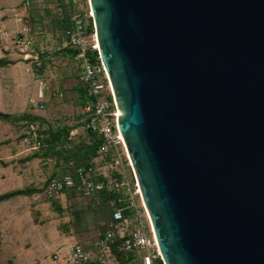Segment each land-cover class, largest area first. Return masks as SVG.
Masks as SVG:
<instances>
[{
    "label": "water",
    "instance_id": "1",
    "mask_svg": "<svg viewBox=\"0 0 264 264\" xmlns=\"http://www.w3.org/2000/svg\"><path fill=\"white\" fill-rule=\"evenodd\" d=\"M162 264H264V0H88Z\"/></svg>",
    "mask_w": 264,
    "mask_h": 264
},
{
    "label": "rangeland",
    "instance_id": "2",
    "mask_svg": "<svg viewBox=\"0 0 264 264\" xmlns=\"http://www.w3.org/2000/svg\"><path fill=\"white\" fill-rule=\"evenodd\" d=\"M27 1L21 23L29 24V33L35 43L43 42L46 46L53 57L49 64L52 77L64 78L65 89L72 90L73 96L70 98L69 94L63 92L61 98L64 104H71L69 109H55L51 96L43 102L42 111H35L48 126L49 131L43 137L47 143L45 147L26 150L18 124L21 118L13 123L0 118V195L16 192L13 197L0 201V264H32L19 258L25 254L33 255L38 247L44 252L43 260H38V264H58L54 258L56 252L62 248L67 250L73 243L93 250V244L105 231L110 206L101 202L105 199L103 190L108 191L94 190L88 198H84L79 190H74L57 201L44 197L45 183L61 172L67 160L73 165H89L94 172L101 171L107 180L123 178L129 186L133 172L120 149L116 154L106 155L103 163L94 160V156H80L84 151L82 146L90 144L91 139L82 129L80 121L83 93L82 85L79 82L76 84L78 69L76 67L75 73L72 72L75 61L62 46L60 31L63 21L60 16L63 12L62 9L55 10L66 6L65 0ZM16 2L23 4V0ZM14 32L7 37L11 47ZM70 130L72 133H69ZM114 158L118 160L117 164H113ZM133 199L139 206L137 197L133 196ZM14 251L18 253L13 254ZM66 257L62 259L64 264ZM111 262L107 258L105 264H115Z\"/></svg>",
    "mask_w": 264,
    "mask_h": 264
},
{
    "label": "built area",
    "instance_id": "3",
    "mask_svg": "<svg viewBox=\"0 0 264 264\" xmlns=\"http://www.w3.org/2000/svg\"><path fill=\"white\" fill-rule=\"evenodd\" d=\"M88 0H65L66 6L55 10L63 12L62 46L65 47L75 61L76 78L85 91L86 100L81 107L82 129L97 140L96 154L93 159L105 162V156L116 154L120 149L127 159L123 143L116 124V107L111 87L97 53L92 15ZM25 8L28 1L23 0ZM54 13V9L52 10ZM58 15V14H55ZM16 20L22 21V16ZM27 23H29L27 21ZM29 25V24H28ZM22 26L14 32L11 43L16 58L21 61L38 87L48 91V96L61 99L63 91L57 87L49 88L50 60L53 59L43 42H34L30 36L31 28ZM45 100L41 93L27 99L30 114L18 121L21 140L28 149L45 147L43 137L48 126L35 111H42ZM49 131V130H48ZM118 160L113 159V164ZM59 174L52 176L43 187V195L47 199H64L74 190H79L84 198H88L94 190L106 189L114 194L109 202V218L105 222L103 237L93 244V250H86L80 243H73L68 249L66 264H105L107 258L115 264H162L160 253L155 244L148 217L141 203L137 184L132 174L129 186L123 178L105 179L101 171L94 172L89 165H73L66 161ZM119 173V172H118ZM105 181L106 183H103ZM133 196L139 200L136 205ZM115 252H112V244ZM96 248V249H95ZM121 262H120V261ZM111 262V263H112Z\"/></svg>",
    "mask_w": 264,
    "mask_h": 264
},
{
    "label": "crops",
    "instance_id": "4",
    "mask_svg": "<svg viewBox=\"0 0 264 264\" xmlns=\"http://www.w3.org/2000/svg\"><path fill=\"white\" fill-rule=\"evenodd\" d=\"M25 10L24 5L22 3L18 5L16 0H0V114L4 115V118L12 121V123L17 118H20V116L31 113L27 106V99L29 97L41 93L43 100L48 101L50 99L48 91L38 87L33 81V78H31V75L25 71L24 64L16 58V54L12 52L11 44L9 45V38L7 39L10 34L22 26V23L16 19L22 16ZM72 72L75 73L74 69ZM75 79L77 84L76 76ZM64 81H66L64 78L56 79L55 77H51L49 78L48 86L50 89L55 87L61 89L64 94H69L71 98L73 96L72 90L65 89ZM52 100H54L53 106L55 109H62L63 107L64 109L70 108L71 104H64L62 102L63 100L59 98H52ZM26 111L28 112L26 113ZM72 130L69 133H72ZM68 249L62 248L56 252L54 255L57 261L56 263L64 264L62 259L68 255ZM17 253V251L13 252V254ZM43 255V249L38 247L33 255L25 254L19 259L32 264H38V260H43Z\"/></svg>",
    "mask_w": 264,
    "mask_h": 264
},
{
    "label": "trees",
    "instance_id": "5",
    "mask_svg": "<svg viewBox=\"0 0 264 264\" xmlns=\"http://www.w3.org/2000/svg\"><path fill=\"white\" fill-rule=\"evenodd\" d=\"M82 93H83V102L86 100V95H85V91H84V88L82 87ZM5 116L0 114V118H4ZM23 117V116H20V118ZM18 119V118H17ZM16 119V120H17ZM90 139H91V142L90 144L88 145H83L82 146V149L84 151H82L81 155L80 156H84L85 158L88 156V157H91V156H95L96 154V147H97V140L90 135ZM83 165H86L84 163H82ZM104 195H105V199L101 202V204L103 205L104 203L108 204L109 205V201L110 200H113L114 199V194H112L111 192H106L104 191ZM16 193V192H15ZM14 193V194H15ZM14 194H7V195H0V201L2 200H7L11 197L14 196ZM19 194H22V193H19ZM109 213H110V210H108V218H109ZM107 218V219H108ZM107 221V220H106ZM105 228V227H104ZM104 235V232L101 234V237H103ZM117 241H115L111 246H112V252H115V245H116ZM120 261V260H119ZM121 262V261H120ZM122 264H125V262H123Z\"/></svg>",
    "mask_w": 264,
    "mask_h": 264
},
{
    "label": "bare ground",
    "instance_id": "6",
    "mask_svg": "<svg viewBox=\"0 0 264 264\" xmlns=\"http://www.w3.org/2000/svg\"><path fill=\"white\" fill-rule=\"evenodd\" d=\"M127 159H128V157H127ZM130 163V162H129ZM139 191V190H138ZM142 203V202H141ZM146 213V212H145ZM153 237H154V234H153ZM154 240H155V237H154ZM155 244H156V240H155ZM156 246H157V244H156ZM157 249H158V247H157ZM159 251V250H158ZM160 253V252H159Z\"/></svg>",
    "mask_w": 264,
    "mask_h": 264
}]
</instances>
